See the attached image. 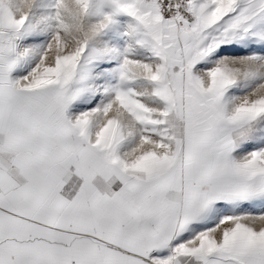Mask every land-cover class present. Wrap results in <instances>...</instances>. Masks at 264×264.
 Instances as JSON below:
<instances>
[{"label": "snow or ice", "instance_id": "snow-or-ice-1", "mask_svg": "<svg viewBox=\"0 0 264 264\" xmlns=\"http://www.w3.org/2000/svg\"><path fill=\"white\" fill-rule=\"evenodd\" d=\"M0 264H264V0H0Z\"/></svg>", "mask_w": 264, "mask_h": 264}, {"label": "rangeland", "instance_id": "rangeland-1", "mask_svg": "<svg viewBox=\"0 0 264 264\" xmlns=\"http://www.w3.org/2000/svg\"><path fill=\"white\" fill-rule=\"evenodd\" d=\"M123 19V18H122Z\"/></svg>", "mask_w": 264, "mask_h": 264}]
</instances>
